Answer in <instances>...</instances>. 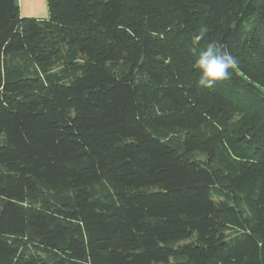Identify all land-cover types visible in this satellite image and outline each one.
<instances>
[{
  "label": "trees",
  "instance_id": "1",
  "mask_svg": "<svg viewBox=\"0 0 264 264\" xmlns=\"http://www.w3.org/2000/svg\"><path fill=\"white\" fill-rule=\"evenodd\" d=\"M47 3L0 0V264H264V0Z\"/></svg>",
  "mask_w": 264,
  "mask_h": 264
},
{
  "label": "clouds",
  "instance_id": "2",
  "mask_svg": "<svg viewBox=\"0 0 264 264\" xmlns=\"http://www.w3.org/2000/svg\"><path fill=\"white\" fill-rule=\"evenodd\" d=\"M208 31L206 25L202 26L193 37L194 41L203 40ZM237 63L236 57L226 46L214 41L209 42L206 48L199 51L193 64V68L198 72L196 86L204 90L214 87L218 81L229 78L230 70H235Z\"/></svg>",
  "mask_w": 264,
  "mask_h": 264
},
{
  "label": "rangeland",
  "instance_id": "3",
  "mask_svg": "<svg viewBox=\"0 0 264 264\" xmlns=\"http://www.w3.org/2000/svg\"><path fill=\"white\" fill-rule=\"evenodd\" d=\"M19 4L21 6L22 14L29 15L28 17H34V15H48L47 0H19ZM261 62L264 64L262 60Z\"/></svg>",
  "mask_w": 264,
  "mask_h": 264
},
{
  "label": "crops",
  "instance_id": "4",
  "mask_svg": "<svg viewBox=\"0 0 264 264\" xmlns=\"http://www.w3.org/2000/svg\"><path fill=\"white\" fill-rule=\"evenodd\" d=\"M21 14H22V12H21ZM24 15H26V14H22V16H24ZM26 16H29V15H26ZM47 16H48L47 14H45V16H43V15H34V17H36V18H46Z\"/></svg>",
  "mask_w": 264,
  "mask_h": 264
}]
</instances>
